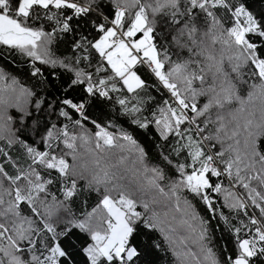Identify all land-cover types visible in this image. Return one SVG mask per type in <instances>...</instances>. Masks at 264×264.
I'll return each instance as SVG.
<instances>
[{
	"label": "snow or ice",
	"instance_id": "obj_1",
	"mask_svg": "<svg viewBox=\"0 0 264 264\" xmlns=\"http://www.w3.org/2000/svg\"><path fill=\"white\" fill-rule=\"evenodd\" d=\"M101 3L102 0H86L84 3L80 0H0V44L31 57L34 68L32 75H42L41 68L35 67V61L53 66L58 62L51 58L49 52L55 29L46 32L43 27L30 23L41 18L37 9L44 10L43 15L60 24V30L64 32L71 31L70 21L74 17L87 16L96 11L104 22L95 25L101 35L92 47L107 61L113 75L93 83L91 73L76 70L75 79L69 88L87 82V93L108 97L110 91L118 90L113 81L119 78L128 92L135 93L147 86L146 79L137 74V65H147L168 90L171 101H164V106L159 108V116L153 121L137 118L132 123L141 129L147 128L149 123H155L164 140L167 141L169 136L176 138L172 148L175 156L186 153V162L174 165L179 178L172 184L173 195L185 188L200 197L208 211L215 214L217 209L213 206L214 199L210 193L224 192L229 209L248 216L250 207L254 206L264 217V151L257 144V139L264 135V131L254 133L252 130L253 127L264 128V41L257 43L248 38L249 33L264 37V21H258L241 4L233 11L235 25L222 29L220 21L209 9L232 7L229 0H110L108 7L114 8L111 19L103 11H98ZM182 5L184 11H181ZM197 9L204 13L203 31L195 23L199 15L194 12ZM64 10H69L71 14H65ZM157 15H163L172 26L176 35L171 37V41L179 49L187 50V59L172 61L168 51L158 44ZM178 16L180 19H177ZM241 17L244 18L243 23ZM218 44L219 49L215 47ZM75 47L79 48L80 45L76 44ZM59 63L67 67L63 61ZM97 71L104 70L98 68ZM208 75L211 83L206 80ZM3 79V73L0 72V80ZM194 82H199L200 87H194ZM244 85L251 89L247 91L246 97L241 95ZM32 95L29 90L20 88V96L25 103ZM201 97L206 102L198 107L197 101ZM255 99L261 101L262 107L260 123L254 124L256 113L249 106ZM40 103L43 101L37 100V106ZM62 103L66 108L79 113L84 121L88 120L84 115L88 101L74 102L72 98H65ZM118 103L124 107L125 113L141 112L139 104L129 107L126 99H120ZM234 104L239 106L232 108ZM213 109L217 110L215 119L212 118ZM61 115L69 117V112L62 110ZM75 124L83 127L81 120H76ZM92 124L96 129L94 132L85 130L79 135H69L67 125L62 130H57L53 125L47 131L46 141H50L47 146L51 149L52 142L58 141L62 133L63 144L71 150L70 154L76 160L79 140L86 153L90 154L92 164L98 168L92 175L91 185H95L97 191L101 187L104 189L101 205L107 212V218L103 221L106 228L94 229L91 216L74 224V227L91 233L94 243L84 249L91 264H100L101 259L108 264L113 261L117 264H135L141 253L131 241L141 213L136 211L137 200L133 198L132 186L143 187L137 175L151 173L148 184L163 192L158 181L163 180L165 174L159 166H150L148 152L132 133L121 129L120 134L116 135L106 126L95 121ZM209 125H214L215 131L203 135ZM217 144L220 149L213 154L211 149L216 148ZM114 148L128 155L120 156L114 165L102 164V161L112 158ZM27 152L33 164L55 169L60 176L69 177L73 171L82 176L78 168L70 165L63 155L39 151L31 146L27 147ZM133 153L135 158L130 162L131 167L122 168ZM163 160L168 165L173 163L167 156ZM87 166L88 162L84 161L78 167ZM5 167V164L0 163V264H71L70 250L75 247L68 239L71 229L65 227L57 233L56 227L48 222V218L53 215V208L63 204V201L57 202L55 196H52L54 203L45 202L52 180L44 179L31 165L27 172L17 169L13 175L5 171ZM213 177H227L229 187L224 188L223 181H213ZM236 185L244 192L233 191ZM76 189L77 182L71 179L64 190L65 199L72 197ZM140 203L145 209L149 208L147 200H141ZM185 203L193 209L190 202ZM41 207L44 209L43 214ZM175 207L180 209L179 197ZM23 211L30 212L36 219L23 215ZM220 215L227 222L228 217L223 212ZM191 218L197 217L192 214ZM248 218L249 223L255 226V234L241 238L242 229H234L237 252L235 256L226 258V264H254L253 257L264 256V220L255 216ZM199 219V239L205 241L208 239L207 221L203 217ZM37 221H40L39 227L35 226ZM156 226V223H146V227ZM247 231L251 233L252 230ZM57 236L64 239L57 240ZM201 251L204 253L203 264H221L212 248L203 246ZM25 252L31 253L30 261L18 255ZM197 264H200L199 260Z\"/></svg>",
	"mask_w": 264,
	"mask_h": 264
},
{
	"label": "trees",
	"instance_id": "obj_2",
	"mask_svg": "<svg viewBox=\"0 0 264 264\" xmlns=\"http://www.w3.org/2000/svg\"><path fill=\"white\" fill-rule=\"evenodd\" d=\"M80 2L84 3L86 0H80ZM229 3L232 7L224 8L223 6H219L212 9L222 24L225 23L223 19L225 12L228 14V19L235 21L233 20L234 16L231 11H234V8L241 4L258 21H264V0H229ZM109 4L110 0H102L101 7L98 11H103L111 19V13L114 11V8H109ZM37 11L41 13V18L30 23L37 27H43L46 32H53L55 29L52 42L49 45V52L51 58L58 63L53 66L35 61V67L41 68L42 75L33 76L32 72L34 68L31 57H28L18 50L0 44V72L3 73L4 82L15 80L16 84L33 93L29 98L30 113L25 117H23L22 113L14 109H9V107L3 108V105H8V101L2 99L0 95V163L6 165L5 171L10 175L15 174L17 169L27 172L31 165L44 179L52 180V184L48 187L49 195L46 197L45 202L54 203L52 196H55L56 200L58 202L63 201V204L60 205L58 213L60 220H55L51 216L48 218V222L56 227L57 233L61 232L65 227L71 229V235L68 239L75 245L70 250L71 264H91L87 253L84 251L86 247L94 243L91 238V233L74 227V224L91 216V226L94 229L103 230L106 228V224L103 221L107 218V212L101 205L104 189L101 187L97 191L96 186L91 185L92 175L95 171H98V168L92 164L90 154L81 160H73L70 154L71 150L62 142V133L58 141L52 142L53 147L51 149L47 146L50 141H46V136L47 131L53 125H55L57 130H62L67 125L69 135H79L85 130L92 133L96 130L92 121H95L101 126H106L109 131L116 135L120 134L121 129L133 134L134 138L148 152L150 166L157 165L164 171L165 178L158 181L159 187L163 188L164 192L175 202L177 201V197H179L181 217L184 212L185 214H190V216L194 214L197 217L195 219L196 223H200V217H203L207 221L208 239L207 242L206 240L202 241L203 245L212 248L219 257L221 264H226V258L228 256H235L237 252L234 229H242L240 233L241 238H249L250 235H254L255 226L249 223L248 216H255L257 219L264 220V217H261L259 209L254 206L250 207L248 216H246L243 212L229 209L221 192L210 193L214 199L213 206L217 209V212L213 214L208 211L204 201L200 197L194 196L185 188L179 189L173 195L171 191L172 184L179 178V173L176 171L174 165L186 162V153H181L178 157L175 156L172 148L176 143V138L169 136L167 141L164 140L160 136V132L155 123H149V126L143 129L132 123L133 119L137 118H147L148 121H153L159 115V108L164 106V101H171L168 90L163 87L158 78L145 65H137V74L142 79H146L147 86L144 90H137L135 93L128 92L126 86L123 85V82L119 78L113 81L118 90L110 91L108 97L87 93V82L84 84H76L69 88V84L75 79L76 70L91 73L93 83L99 79H106L108 76L113 75L107 61L92 47V44L101 35L95 25L104 21H101L97 12L94 11L87 16L74 17L70 21L71 31L64 32L60 30V24H57L55 20H48L43 15L44 10L37 9ZM52 11L56 10L52 9ZM64 11L65 14H71L69 10ZM62 19L63 17H61ZM198 21L204 27L200 17H198ZM156 22L158 44L168 51L172 61L178 62L183 60L187 54L185 50L179 49L172 43L171 37L172 32H174L172 26L161 15L156 16ZM105 23L107 26V22ZM248 38L250 41L257 43L264 41V37H259L257 33H249ZM76 44H79L80 47H75ZM60 61H63L67 67L61 66ZM98 68L104 71L98 72ZM1 81L0 90L1 88L7 89V87L1 85ZM256 82L259 83V81ZM245 91L246 87L242 86L241 92L244 93ZM65 98H72L74 102L88 101L84 108V115L88 117V120L84 121L83 117L79 113H76L75 110L66 108L62 103ZM120 99H126L129 107L133 104H139L141 112L134 114L125 113L124 107L118 103ZM37 100H42L43 103L37 106ZM249 107L256 113L254 124L260 123L261 101L255 99ZM62 110L68 111L69 117L61 115ZM76 120H81L83 127L76 125ZM9 124L11 125L10 128ZM252 130L256 133L258 131H264V128L256 129L253 127ZM204 134H207L206 131ZM9 141H12V143L9 144ZM257 144L260 150L264 151V135L259 136ZM28 146L35 147L39 151H49L57 156L63 155L70 165L78 168L82 176L73 171L71 176L63 177L55 169H47L42 165L33 164L32 158L27 152ZM80 146L81 144L78 140V151L81 150ZM215 149L217 148L211 149V152L215 153ZM116 151H119V149H112V158L109 161H102V164H116L118 158L123 154L118 157ZM84 154L87 153L85 152ZM164 156L172 160V165H168L163 160ZM82 161H87L89 167L79 168L78 166ZM121 167L127 169L131 166L125 163ZM71 179L76 180L77 189L72 197L65 199L64 190L69 186ZM212 179L213 181H223L224 188L229 187L228 178L226 177H213ZM5 187H7V182L5 183ZM235 189L239 193L244 192L239 185H236ZM235 189L233 188L232 190L236 192ZM132 191L133 198L137 200L136 211L141 213L140 220L136 222V232L131 241L141 253L136 259L135 264H197L198 260L200 264H203V259L196 256L198 249L195 252V256L191 254V257L188 258L185 255L187 251L184 248L167 243L165 236L157 226L146 227L147 221L154 223L155 219L147 213L149 208L145 209L142 203H140L143 198L140 196L139 191L134 190L133 186ZM113 195L115 196L116 193L113 192ZM223 195L225 197L224 192ZM185 201L191 203L194 211L188 208L187 204L184 205ZM40 211L43 214V207L40 208ZM220 212H223L224 216L228 217L227 222L220 215ZM22 214L30 216L34 220L36 219L30 212L23 211ZM69 221L72 223H69ZM241 221H243V225ZM190 223L192 224V221ZM35 226L39 227L40 221H37ZM244 226H246V229ZM247 229H251V233ZM56 239L60 240L64 238L57 236ZM65 242L67 243L68 241L66 240ZM36 254L40 255L39 252ZM44 254L47 255L48 253ZM20 255H23L26 260L30 261L31 259V253L25 252ZM252 260L254 264H264V256L253 257ZM100 264H108V262L101 259ZM111 264H117V262L113 261Z\"/></svg>",
	"mask_w": 264,
	"mask_h": 264
},
{
	"label": "rangeland",
	"instance_id": "obj_3",
	"mask_svg": "<svg viewBox=\"0 0 264 264\" xmlns=\"http://www.w3.org/2000/svg\"><path fill=\"white\" fill-rule=\"evenodd\" d=\"M147 2H152V0H147ZM184 10H185V8L182 5L181 11H184ZM209 10L212 11V9H209ZM166 11H168V10H166ZM194 12L199 13L198 17H200V20H202L204 13L200 12L198 9L194 10ZM231 13H233V11H231ZM224 14L225 15H223L224 16L223 19H224L225 23L222 24L220 22V25L222 26V29L226 30L227 28L233 27L236 23V20H235V17L233 19L235 21L228 19V14L226 12ZM161 16L164 17L163 15H161ZM198 17H197L195 23H196L197 27L200 28L201 31H203V30H205V26L203 27L199 24ZM177 19H180V17L178 16ZM243 22H244V18L241 17V23H243ZM158 23H160V22H158ZM177 27H179V25H177ZM173 35H176L175 31L172 32V36ZM184 39L186 40V37ZM181 42L183 43L184 40H182ZM215 47L217 49H219L220 45L218 44ZM185 51H186L187 55L184 59H187L189 54H188L187 50H185ZM233 51H235V49ZM201 60H202V64H203V58H201ZM225 68L227 70V64L225 65ZM244 78L247 79V77H244ZM233 79H235L234 76H233ZM206 80L208 83L212 82L210 75L206 76ZM13 81L4 82V79L1 81V85L7 87V89L1 88V90H0V95L2 96V99L8 101V105H3V108L9 107V109H14L17 112L22 113L23 117H25L30 113V111H29V109H30L29 108V103H30L29 98L31 96L28 97L27 103H25L24 98L20 96L21 86L19 84H16V83L13 84ZM217 83H219V81H217ZM204 86L206 87L207 84H205ZM194 87H200L199 82H194ZM244 87H246V91L244 93L241 92V95L246 97L247 91H249L251 89L247 85H244ZM13 88H15L16 91H12ZM197 102L199 103V106H201L202 103L206 102V99L204 97H201L198 99ZM238 106L239 105L234 104L231 107L235 108ZM216 111H217L216 109L212 110V118L213 119H215ZM157 116H159V115H157ZM201 119H204V118H201ZM10 127H11V125L9 126V128ZM158 131H159V129H158ZM214 131H215V126L209 125L208 129L206 130L207 134H204V135H208L210 132H214ZM80 147H81V150L78 151V160H81L88 155V154H84L86 152L85 148L83 146H80ZM216 148L219 150L220 145L217 144ZM217 149H215V150L218 151ZM121 154L122 155H128L125 152H120V150L116 151V155L118 157ZM134 158H135V154L133 153L131 156H129V160L126 163L131 166L130 162ZM83 162L84 161H82L80 164H82ZM88 167H89V164H88L87 168ZM124 169H126V168L124 167ZM137 178L139 180V184L143 185V187L137 188V186L133 185V188H134V190L139 191V194L143 198V200H147L149 202V209L147 210V213L153 216V218L155 219V222L157 224L158 229L165 236L167 243H171V244L177 245L181 248H184L187 251L185 255L188 258L191 257V254H195L196 250L198 249L196 256H198L200 259H203L204 253L201 251V248L204 245H203V242L199 239V229L201 227L200 223H196L195 219H192L190 214H188V213L185 214L183 212V216L181 217L180 211L177 210L175 207L176 202L174 200L170 199V197L164 191L160 192L158 190V188L148 184V181L151 179V173L138 174ZM234 189H235V187H234ZM235 190H236V192H238L237 189H235ZM221 194H222V197L225 201V197L223 195V192H221ZM154 200L157 202L153 203ZM225 203H226V201H225ZM185 204L186 203H184V205ZM59 209H60V205L53 208L52 218L55 220H60L58 217ZM165 213H167V215H165ZM157 215H158V219H157ZM185 221H187V223H185ZM190 221H192V224L190 223ZM147 223H150V222L147 221ZM193 229H195V231ZM206 242H207V240H206ZM18 255H20V254H18ZM22 258L25 259L23 257V255H22ZM6 264H7V262H6Z\"/></svg>",
	"mask_w": 264,
	"mask_h": 264
},
{
	"label": "built area",
	"instance_id": "obj_4",
	"mask_svg": "<svg viewBox=\"0 0 264 264\" xmlns=\"http://www.w3.org/2000/svg\"><path fill=\"white\" fill-rule=\"evenodd\" d=\"M170 94V93H169ZM171 96V95H170ZM202 126V125H201ZM203 135H204V133H203ZM207 143V142H206ZM214 151V150H213ZM215 152V151H214ZM214 154V153H213ZM227 178V177H226Z\"/></svg>",
	"mask_w": 264,
	"mask_h": 264
}]
</instances>
